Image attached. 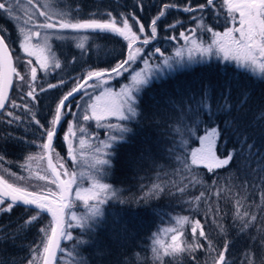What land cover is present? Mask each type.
Here are the masks:
<instances>
[{
    "label": "snow or ice",
    "instance_id": "1",
    "mask_svg": "<svg viewBox=\"0 0 264 264\" xmlns=\"http://www.w3.org/2000/svg\"><path fill=\"white\" fill-rule=\"evenodd\" d=\"M20 2L21 0H0V17H5L9 23L14 22V26L18 29L19 49L29 58L25 62L20 56L14 57L15 49L8 43L11 34L6 26H0V122H4L6 119L9 125L24 123V118L17 115L15 111L23 109V112L30 117V122L41 130L37 137L40 143L22 137L11 138L38 148L43 153L39 159H46L47 168L44 174L34 173L36 180L45 182L40 190H30V186L21 183L25 177H17L9 169L3 168L0 171V213H10L20 205L24 206L27 211H33L35 214L28 217L24 224L20 225V229L36 223L44 214L50 215L49 226L40 229V232L44 234L42 247L40 245L32 246V259L28 260V264H39L41 260L42 264H60L58 253L65 252V249L61 248V243L71 240H76V243L72 249L68 250V257L73 261V264H87V261L79 255L77 248L88 241L77 239L69 229L73 227L91 228L92 222L103 215L102 206L109 201L127 203L126 199L121 198L119 189L109 183H104L103 180L114 168L116 147L121 143H128V136L134 134L128 124L139 122L142 115L140 102L145 88L154 79L162 77L163 69L174 73L196 62L193 52H199L201 57L205 55L222 56L224 61H234L237 69L250 71L264 77V0H222V3H218V0H206L205 3L195 6L189 0L179 10L188 13L190 21L195 22L196 27L181 30L179 37L175 35L167 37L168 40L180 39L184 41V47L175 50V57L166 56L159 47L155 48L153 52L146 53V47L157 38L158 24L161 18L165 16L169 8L177 7L174 4H165L148 25H145L134 10L121 12L118 16L113 15L111 11L93 13L92 17L106 16L107 18L85 19L80 18L78 7L69 12L61 11L59 14L42 11L38 7L39 0H36L34 4L32 0H28L33 11L25 18L20 14ZM135 7L143 12L144 0H135ZM205 13L215 15L217 20L223 18L231 26L225 27L223 32L216 31L212 26L205 25L204 21L207 19ZM39 18H43V23L34 22ZM30 23L32 24L31 28L29 27ZM180 24H182L181 21H175L166 25L165 30L175 29ZM40 29H43L44 32L41 33ZM149 30L150 35L148 34ZM82 32L111 34L122 38L127 42L126 55L110 68H89L87 71L70 77V80L74 79L77 83L55 102V107L51 111V119L48 121V126L45 127L37 118L38 114L33 111L34 106L39 103V97L43 93L62 88L69 81L60 79L57 83H48L47 87H43L41 86L42 82L38 81V71L50 74L52 70L62 68L61 62L55 59L51 41L76 40ZM203 32H208L212 36L211 43L207 46L200 39ZM76 47L81 50V55H83L85 44L77 42ZM185 50L188 52L187 60L183 58ZM157 54L161 58L160 63L150 64L149 58ZM32 57H35V61L31 59ZM76 59L73 57L70 63L75 64ZM140 62H143L145 67L138 70L136 66ZM20 63H23L24 66L23 72L18 70ZM126 74L127 82L121 84L118 90L109 86L110 81L117 78L123 79ZM25 87L28 88L27 92H24ZM223 87L225 90L218 95L215 112L212 108V92L206 87L203 88L199 96L189 93L180 102L172 99L165 101L179 113V123L176 126L169 125L171 131L179 136V139L173 148L168 149V152L171 155L177 147L184 149L182 155L176 156V160L181 165V170L190 174L189 182L183 187H178L176 192L172 193L174 196L176 194L183 195L188 188L203 184L198 172L201 167L206 169L207 174L217 177L218 170L230 167L238 155H245L249 166L251 158L258 156L255 171H264V164H261V161H264V154H261L258 149L255 153L252 151L255 145L248 143L243 126L236 122L238 117L226 120L223 129L219 124L206 128L204 134L198 136L200 147L193 148L190 153L186 150L188 142L184 138V134L196 135V130L201 123L200 113H207L211 118L220 112L225 114L232 112L231 81H226ZM13 88H19L20 101L23 103L12 99L10 90ZM97 91L99 94H96ZM77 95H80V100L76 101V111H73L71 101ZM242 95H244V99L239 102L237 111L243 108L248 101V96ZM9 108L11 110H7ZM193 115L195 120L189 124L187 118ZM69 116L72 119H68ZM112 117L116 118L117 123H103ZM153 118H155V114ZM170 118L168 115L164 117L165 120ZM255 119H264V110L260 111ZM65 120H67V130L64 132L63 141L67 148L66 157L56 152L54 147L55 138ZM91 121L106 128V139L99 140L95 133L90 137L92 140H97L98 143L93 146V162L87 177L90 187L85 189L80 186L84 174L76 171L69 172L68 161L72 162L73 167L79 166L77 153L79 151L80 156H83L86 143L83 134L87 132L86 125ZM225 132L229 134V137H235L239 148H233L228 151L226 156H221L218 155L219 144ZM78 138L79 150L75 144ZM225 144H227V139H225ZM245 145H247L246 150ZM143 158V156L140 157V159ZM36 159L38 158L31 155L26 157L28 161ZM5 162L4 154L0 153V166ZM21 167H25V165H21ZM27 167L30 168V165ZM31 178L30 176L29 179ZM258 179L259 184L254 187L264 190V176H260ZM216 182L214 179L213 186ZM146 187L147 191H144ZM166 190L167 186L161 183H153L151 187L141 185L143 194L136 198V203L139 204L140 200L147 203L153 197L158 198L165 194ZM73 192L76 200L83 201L86 205L87 211L83 215L77 216L74 211H71ZM204 198L205 193L201 192L199 196L187 203L193 205V211H198L195 205H198ZM260 207H264V191L261 192V205L258 208ZM188 222L189 217L178 216L175 218V223L179 227L164 230L175 234L171 236L172 242L163 246V251L161 247L156 246L160 244V241L153 240L154 259L163 260L165 256L176 258L184 253L194 254L197 249H201L206 251L211 264H235L234 260L229 259L232 242L226 240L223 248L217 250L200 220H195L191 224L194 243H184L183 227ZM233 222L238 225L239 232L243 235L255 226L257 215L247 211L242 212L240 201H237ZM220 227L221 231H224L223 226ZM15 235L16 233L12 234L13 237ZM153 235L155 237L156 234ZM253 244L255 245V238H253ZM261 247L264 248V240H262ZM245 259L247 264H257L255 254L252 252H246ZM0 264H5V261L0 260ZM12 264H16V262L12 261ZM260 264H264V260Z\"/></svg>",
    "mask_w": 264,
    "mask_h": 264
},
{
    "label": "trees",
    "instance_id": "2",
    "mask_svg": "<svg viewBox=\"0 0 264 264\" xmlns=\"http://www.w3.org/2000/svg\"><path fill=\"white\" fill-rule=\"evenodd\" d=\"M51 2L54 7H58L64 12L72 11L78 7L80 18L85 19L107 18L106 16L92 17L93 13L111 11L113 15L118 16L121 12L134 10L145 25H148L165 4L176 5L177 7L169 8L165 16L161 18L158 24L157 38L146 47V53L153 52L157 47L164 53L170 52L174 42L171 44L172 40H167V37L178 35L181 30L189 25L192 27L194 23L190 21L188 13L179 10L189 0H144L143 12L135 7V0H51ZM205 2L206 0H191L193 6ZM205 15L207 16L204 21L205 25L212 26L214 30H222L229 25L223 18L217 20L215 15L209 13H205ZM175 21H181L182 24L175 29L165 30L166 25ZM0 26H6L11 34L8 43L15 49L13 53L15 57L21 53L19 40H17L18 29L14 26V22L9 23L5 17H0ZM134 30L136 29L134 28ZM85 33L87 39L84 42L83 55H81V50L76 47V40H53L51 41L52 51L55 53V59L61 62L62 68L52 70L50 74L38 71V81L42 82L41 86L43 87H47L48 83H57L60 79L69 81L62 88L43 93L39 97V103L34 106L33 111L38 114L37 118L45 127L48 126V121L51 119V111L55 107V102L77 83L74 79L70 80V77L87 71L89 68H110L126 55L127 42L122 38L104 33ZM148 34L150 35V30ZM202 37L207 39L205 32ZM73 57L77 58L75 64L70 63ZM159 57L157 54L150 57L149 61L154 62ZM18 70L23 72V63L18 65ZM125 77L126 79L115 82L111 87L117 89L120 84L127 81V75ZM228 80L231 81L232 88L230 98V103L233 105L232 112L230 114L220 112L211 118L207 113H200L201 123L196 130V135L184 134V138L188 142L186 150L190 153L199 144L198 136L203 135L206 128L219 124L223 129L226 120L238 117L236 122L243 126L248 143L255 145L252 151L255 153L258 149L261 154H264V119H255L256 115L264 110V77L250 71L237 69L235 62L224 61L220 57L198 60L174 73L165 71L160 79H154L145 88L140 102L142 115L139 122L128 124L134 134L128 136V143H121L116 147L114 168L103 180L104 183H109L119 189L121 198L126 199L127 203L109 201L102 206L103 215L92 222L91 228L73 227L69 229L77 239L88 241L77 248L79 255L87 261V264H211L206 251L201 249H197L194 254L184 253L176 258L165 256L163 260L154 259L153 240L160 241V244L156 246L161 247L163 251V246L170 244L171 236L175 234L164 230L178 228L179 226L175 223V218L178 216L189 217V222L183 227L184 243H194L191 224L195 220H200L217 250L223 248L226 240L232 242L229 259L234 260L235 264H247L246 252L255 254L257 264L264 260V248L261 247L262 240H264V231H261L264 229V207L258 208L261 205V192L264 190L254 187L259 184L258 177L264 176V171H255L258 156L251 158L249 166L247 157L238 155L230 167L218 170V179L207 174L206 169L201 167L198 172L203 184L188 188L183 195H172L178 187H183L189 182L190 174L181 170V165L176 160V156L182 155L184 149L177 147L171 155L168 152V149L173 148L179 139V136L175 135L169 127V125L176 126L179 123V113L165 101L172 99L180 102L189 93L199 96L203 88L206 87L212 92V108L215 112L218 95L225 90L223 86ZM27 91L28 88L25 87L24 92ZM242 94L248 96V101L243 108L237 111L239 102L244 99ZM20 95L19 88L11 90L12 99L23 103L20 101ZM77 96L71 103L75 102ZM15 111L17 115L24 118V123L9 125L6 119L4 122H0V153L4 154L6 161L0 166V170L7 168L10 172L25 177V180L22 181L25 186H30V190H40L45 182L38 180L32 182V178H34V173L44 174L47 168L46 160L39 159L43 153L35 146H29L11 137H22L40 143L37 137L41 130L30 122V117L23 112V109ZM154 114L155 118H153ZM165 115L171 118L165 120ZM194 120V115L187 118L189 124H192ZM103 123L115 124L117 120L112 117ZM86 128L85 135L88 138L95 133L99 140L106 139V128L98 126L95 121L89 122ZM66 130L67 120L63 122L54 141L55 151L65 157L67 148L63 141V135ZM225 139H227V144H225ZM97 143V140H92V145ZM233 148H239V145L234 136L229 137V134L225 132L220 140L218 155L226 156L228 151ZM246 149L247 145H245ZM30 155L38 159L26 160V157ZM141 156L144 158L140 159ZM261 164H264V161H261ZM21 165H25V167H21ZM28 165L30 168L27 167ZM71 167L72 162L68 161L69 172L72 170ZM30 176L31 179H29ZM214 179L217 181L215 186H213ZM83 181L84 185H90L85 177ZM153 183L166 185L165 194L158 198L153 197L147 203L140 200L137 204L136 198L143 194L141 185L151 187ZM144 191H147V187ZM201 192L205 193V198L195 205L198 211H193V205L187 202L199 196ZM237 201H240L242 212L247 211L257 215L255 226L243 235L240 234L238 225L233 222ZM86 209V205L81 204L79 200L72 201L71 211H74L78 216L85 214ZM34 214L33 211H27L22 205L15 207L10 213H0V229H3L0 231V260L5 261V264H12V261H15L16 264H28V260L32 259V246L40 245L42 247L44 234L40 232V229L49 226L51 218L48 215L44 214L36 223L20 229V225H23L24 221ZM73 223L75 224V222ZM221 225L224 231H221ZM13 233H16L14 237ZM5 237L7 238L5 239ZM253 238H255V245ZM75 243L76 240L62 241L61 248L65 249V252L58 253L60 264H73L67 252L72 249ZM201 243L204 242L201 241Z\"/></svg>",
    "mask_w": 264,
    "mask_h": 264
},
{
    "label": "rangeland",
    "instance_id": "3",
    "mask_svg": "<svg viewBox=\"0 0 264 264\" xmlns=\"http://www.w3.org/2000/svg\"><path fill=\"white\" fill-rule=\"evenodd\" d=\"M32 3L34 4V3H36V1H35V0H32ZM219 3H222V0H219ZM38 7H39V9L42 10V11H49V12L56 13V14H59L61 11H63V10H61V9L58 8V7H54L53 4H52V2H51V0H39ZM32 11H33V9H32V7H31V5L29 4V2H28L27 0H23V2H22V0H21V2H20V14H21L23 17L26 18L27 14H31ZM63 12H64V11H63ZM34 22H35V23H43V18H39L38 20H36V21H34ZM228 26H231V25L229 24ZM228 26H227V27H228ZM29 27H30V28L32 27V24H31V23L29 24ZM192 27H193V28L196 27L195 22L193 23ZM188 28H190V25L187 26L185 29H188ZM33 30H35V29H33ZM183 30H184V29H183ZM223 30H224V29H222V30H216V31L223 32ZM40 31H41V33L44 32L43 29H40ZM205 33H206L207 39H206V38L204 39V37H202V36H200V39L204 42L205 46H207V44L211 43L212 36H211V34L208 33V32H205ZM175 36L179 37V34H178V35H175ZM86 39H87V34H86L85 32H82V33L80 34V36L77 37V39H76V43H77V42H83V43H84V42H86ZM167 40H168V39H167ZM34 42H35V40H34ZM173 42H174V45L171 46V48H170V52H168V53H164L166 56H172V57H175V50H176L177 48H183V47H184V41H183V40H180V39L172 40V41H171V44H173ZM15 56H20L21 59H22V61H25V62H26L27 59H29L28 57H26V55H25L22 51H21V53L15 55ZM187 56H188V52H187V50H185L184 53H183V58H184L185 60H187ZM193 57H194V60H195V61H198V60H206V59H209V58H211V57H217V58L220 57L221 59H223L222 56H216V55H205V56L201 57V55H200L199 52H193ZM31 59L35 61V57H32ZM160 61H161V58L159 57V59H157L156 61H154V62H150V61H149V63L152 64V65H155V64H157V63H160ZM233 62H234V61H233ZM193 63H194V62H193ZM37 67H38V65H37ZM143 67H145V64H144L143 62H140V63L137 65V69H138V70H139V68H143ZM162 71H163V73H164L165 71H167V69H163ZM126 75H127V74H126ZM123 79H126V77L123 78ZM123 79H121V78H117L115 81L112 80V81L109 82V86L111 87L112 84L114 85L115 82H118V81H120V80L122 81ZM126 82H127V81H126ZM126 82H125V83H126ZM123 84H124V83H123ZM120 85H121V84H120ZM119 87H120V86H119ZM119 87L117 88V90L119 89ZM96 94H99L98 91H97ZM81 95H82V94H81ZM78 100H80V95H78L77 98L75 99V102L72 103V105L74 104V105H73V111H76L75 104H76V101H78ZM68 119H72V117L69 116ZM85 134H86V133H85ZM85 134H83V138H84L85 141H86L85 146H84V149H83V156H80V153H79V151H78L77 155H78L79 166H78V167H73V165H72V167H71V168H72L71 172H72V171H76L77 173H83V174H84V177L87 179L88 174H89V172L91 171V164H92V162H93V146H94L95 144L92 145V140H91L90 138H88L87 135H85ZM75 144H76L77 149L79 150V147H80V146H79V138L75 141ZM198 147H200V142H199V144H198L195 148H198ZM0 171H2V169H1ZM40 174H43V173H40ZM16 176H17V177H20L19 175H16ZM83 180H84V179H83ZM83 180L80 181V186H81L82 188H85V189L89 188L90 185H88V186L84 185V184H83V182H84ZM34 181H37V180L34 179V178H32V182H34ZM40 182H41V181H40ZM21 183H24V182H21ZM75 200H76V198H75V193L73 192V193H72V201H75ZM80 203L82 204L83 201H80ZM90 203H91V202H90ZM86 210H87V209H86ZM77 216H78V214H77ZM79 216H80V215H79Z\"/></svg>",
    "mask_w": 264,
    "mask_h": 264
},
{
    "label": "water",
    "instance_id": "4",
    "mask_svg": "<svg viewBox=\"0 0 264 264\" xmlns=\"http://www.w3.org/2000/svg\"><path fill=\"white\" fill-rule=\"evenodd\" d=\"M12 90V89H11ZM11 90H10V93H11ZM66 145V144H65ZM46 160V159H45ZM46 164H47V161H46ZM47 215V214H46ZM50 217V215H48ZM51 218V217H50ZM41 264H42V260H41Z\"/></svg>",
    "mask_w": 264,
    "mask_h": 264
}]
</instances>
